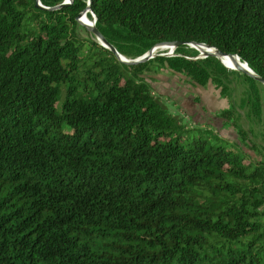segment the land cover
I'll return each instance as SVG.
<instances>
[{"label": "trees", "instance_id": "obj_1", "mask_svg": "<svg viewBox=\"0 0 264 264\" xmlns=\"http://www.w3.org/2000/svg\"><path fill=\"white\" fill-rule=\"evenodd\" d=\"M88 1L0 0V264H264V158L142 78L167 66L231 98L240 77L261 120L264 84L189 44L264 79V0H91L128 59L181 42L135 64L80 33Z\"/></svg>", "mask_w": 264, "mask_h": 264}, {"label": "rangeland", "instance_id": "obj_2", "mask_svg": "<svg viewBox=\"0 0 264 264\" xmlns=\"http://www.w3.org/2000/svg\"><path fill=\"white\" fill-rule=\"evenodd\" d=\"M80 33L89 38L92 35L85 26L80 28ZM168 51L160 49L157 53ZM142 78L170 113L182 123L212 128L223 138L239 142L253 156L264 158V90L262 117L258 120L242 105L245 84L240 77L233 79L231 98H224L212 82L200 86L188 76L174 72L167 66L154 64L143 73ZM227 109H234L233 117L223 115ZM239 128L245 132L246 140L239 133Z\"/></svg>", "mask_w": 264, "mask_h": 264}, {"label": "water", "instance_id": "obj_3", "mask_svg": "<svg viewBox=\"0 0 264 264\" xmlns=\"http://www.w3.org/2000/svg\"><path fill=\"white\" fill-rule=\"evenodd\" d=\"M71 1L72 0H64V3L59 7L66 6V5L70 4ZM39 5L42 6L41 3H39ZM90 5H91V0L88 1L87 9L80 14V16L78 18L79 22L87 28L86 23L84 22V20L82 18H83L84 14L89 13L92 16V19H91L92 21L90 22L92 27H91V29H88V28L87 29L90 32H92V34L95 35V37H96L95 40L99 44H101L102 46H104V47L110 49L112 52H114L118 56V58L124 63L135 64V63H139V62L148 61V60L153 59L154 57H157V56H173V55H175V49L177 48V46H179L181 44V42H164L162 44L156 45L149 52H147L146 54H144L143 56H141L139 58L128 59L125 56L121 55L111 44H109L107 42V40L99 32V30L96 27V16L93 14ZM189 45L191 48H194L199 52V55L197 57H195L196 59L197 58H205L208 56H215L222 62V64L227 69L242 72V73L254 78L255 80L261 82L262 84H264V79L261 78L258 74H256L246 62H243V64H242V63H238L235 60V59L241 60L238 55L224 53V52H222V51H220L214 47H211L205 43H191ZM164 48L169 49V51L163 52V53H157V49H164ZM223 57L231 58L234 61L235 65L232 67L227 66L223 62V59H222Z\"/></svg>", "mask_w": 264, "mask_h": 264}, {"label": "bare ground", "instance_id": "obj_4", "mask_svg": "<svg viewBox=\"0 0 264 264\" xmlns=\"http://www.w3.org/2000/svg\"><path fill=\"white\" fill-rule=\"evenodd\" d=\"M83 20H84V22L86 23V26H87V28L88 29H91V21L90 20H88V18H87V13L86 14H84L83 15V18H82ZM160 49H157V51H159ZM161 50H165V48L164 49H161ZM223 59V62L227 65V66H229V67H232V66H234L235 65V63H234V61L231 59V58H229V57H223L222 58ZM238 63H242L243 64V62L241 61V60H238V59H235Z\"/></svg>", "mask_w": 264, "mask_h": 264}]
</instances>
